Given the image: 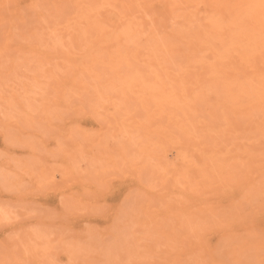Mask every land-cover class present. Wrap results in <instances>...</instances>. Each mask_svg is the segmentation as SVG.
Listing matches in <instances>:
<instances>
[{
	"label": "bare ground",
	"instance_id": "bare-ground-1",
	"mask_svg": "<svg viewBox=\"0 0 264 264\" xmlns=\"http://www.w3.org/2000/svg\"><path fill=\"white\" fill-rule=\"evenodd\" d=\"M5 204L0 264H264V0H0Z\"/></svg>",
	"mask_w": 264,
	"mask_h": 264
},
{
	"label": "snow or ice",
	"instance_id": "snow-or-ice-1",
	"mask_svg": "<svg viewBox=\"0 0 264 264\" xmlns=\"http://www.w3.org/2000/svg\"><path fill=\"white\" fill-rule=\"evenodd\" d=\"M16 214V209L11 205L5 204L0 207V222L9 223Z\"/></svg>",
	"mask_w": 264,
	"mask_h": 264
},
{
	"label": "rangeland",
	"instance_id": "rangeland-1",
	"mask_svg": "<svg viewBox=\"0 0 264 264\" xmlns=\"http://www.w3.org/2000/svg\"><path fill=\"white\" fill-rule=\"evenodd\" d=\"M51 198H52V197H49V198H48V200H49L50 202L53 200V199L51 200ZM49 201H48V202H49Z\"/></svg>",
	"mask_w": 264,
	"mask_h": 264
}]
</instances>
